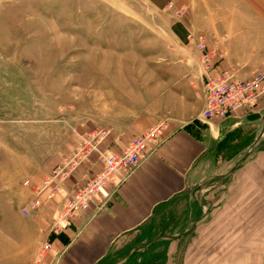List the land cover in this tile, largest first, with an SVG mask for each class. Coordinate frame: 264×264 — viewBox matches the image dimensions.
Wrapping results in <instances>:
<instances>
[{"label":"rangeland","instance_id":"rangeland-1","mask_svg":"<svg viewBox=\"0 0 264 264\" xmlns=\"http://www.w3.org/2000/svg\"><path fill=\"white\" fill-rule=\"evenodd\" d=\"M234 9V0H0V264L34 263L30 249L12 257L11 236L26 233L33 216L14 200L31 189L38 193L76 148L78 125L123 124V117L154 104L146 95L172 92L188 68L199 80L197 40L212 44L218 61L213 32ZM252 129L248 134L260 131L261 122ZM58 139L64 141L54 145ZM64 143L59 161L44 174L45 149L56 152ZM246 150L234 162L221 159L171 206L169 223L178 226L160 231L156 218L153 247V235L133 246L124 239L116 256L126 264H264V137L228 174ZM34 171L44 176L39 184L22 185L21 177ZM193 203L200 210L185 218ZM183 225L190 226L184 233ZM48 244L36 250L35 264L49 256Z\"/></svg>","mask_w":264,"mask_h":264},{"label":"crops","instance_id":"crops-1","mask_svg":"<svg viewBox=\"0 0 264 264\" xmlns=\"http://www.w3.org/2000/svg\"><path fill=\"white\" fill-rule=\"evenodd\" d=\"M234 1L235 9L229 17L233 20L220 21L213 32L218 35L219 59L216 62L222 69H231L237 79L245 80L257 71H264V0ZM190 65L195 66L187 63V66ZM177 78L179 80L172 92L146 95L154 97V104L146 110H139L138 116L123 117L125 124L105 127L107 135L99 145L100 150L119 154L136 135L166 122L158 148L149 151L126 178L118 175L111 179L109 190H112V196L107 204L103 205L100 197L94 198L88 209L69 218L64 231L52 232L55 219L69 195L101 169L103 160L94 153L62 184L60 190L50 195L51 187L45 189L42 211L29 215L28 231L11 236V247L18 253L12 257L18 258L24 249H30L35 264L36 250L49 243L52 251L41 264H126V258L112 260L123 246L118 244L124 239L128 243L136 238L150 223L158 207L166 203L169 207L175 205L184 192L201 185L221 159L234 162L239 158L237 155L244 152L245 147L248 150L258 137V141H262L264 98L253 111L239 110L223 121L201 120L199 116L205 96L196 69L188 68L184 75H177ZM259 119L261 130L254 135L248 134L260 124ZM91 126V123L78 125V139L72 142V146L82 143L81 135L89 128L92 130ZM57 141L54 145H59L62 139ZM66 144L59 146L56 152L51 148L45 149L41 169L44 174L49 173L53 163L59 161L58 152L64 151ZM39 171L21 177L20 183L39 184L44 177H38ZM34 195L31 189L30 193L14 201H18L20 209ZM198 221H194L192 227Z\"/></svg>","mask_w":264,"mask_h":264},{"label":"built area","instance_id":"built-area-1","mask_svg":"<svg viewBox=\"0 0 264 264\" xmlns=\"http://www.w3.org/2000/svg\"><path fill=\"white\" fill-rule=\"evenodd\" d=\"M197 48L201 55L198 63L199 80L205 96L199 119L223 121L239 110L253 111L264 98V71H257L245 80L237 79L231 70L216 66L214 52L203 36L198 38ZM165 128L164 121L150 127L146 132L136 135L119 154L101 151L99 145L107 135V130L93 128L83 136L82 143L47 175L44 183L36 187L38 193L35 192L23 204L20 208L22 213L26 216L37 213L43 205L40 192L47 187H51L50 195L60 190L62 184L74 175L78 167L88 162L94 153L103 160L101 169L69 195L54 226L59 228L67 224L70 216L88 209L96 197H100L102 204L106 205L112 196V190H109L111 179L118 175L126 178L149 151L156 150Z\"/></svg>","mask_w":264,"mask_h":264},{"label":"trees","instance_id":"trees-1","mask_svg":"<svg viewBox=\"0 0 264 264\" xmlns=\"http://www.w3.org/2000/svg\"><path fill=\"white\" fill-rule=\"evenodd\" d=\"M216 153H218L217 151H216ZM169 203H166V204H163V205H161L160 207H158V209H156V211L154 212V215H153V217H152V220L150 221V223H148L146 226H144L143 228H142V230H141V232H140V234H138L137 236H136V238H134L133 240V242H132V244H131V246H133V244L135 245V243H140V242H142L145 238H150L153 234L151 233L152 231H151V229H153L152 228V224H153V227H154V225H155V223H154V221L156 220V218H160L161 219V222L159 223V225L161 226L159 229H160V231L162 230V231H164V230H166V229H168V228H170V229H173V228H175L176 226H178V223L179 222H176V224H171V223H169L170 222V219H174V217H173V214H172V212H171V207H169V205H168ZM193 208L191 209V211L189 212H186V216H185V218L186 217H189V216H191V215H196V212H197V209L198 210H200V207H199V205L197 204V203H193ZM193 215V216H194ZM201 215V213H199L198 215H197V217H199ZM195 218H192L191 220L193 221ZM151 225V226H150ZM158 225V226H159ZM192 227V226H191ZM188 228H190V226L188 227V226H185V225H183V227L180 229L183 233L184 232H186L187 230H188ZM179 230V231H180ZM154 239H155V237H154V235H153V237L151 238V240L149 241V244H151L153 241H154ZM155 245V241L151 244V245H149V248L148 249H150L151 247H153ZM147 249V250H148ZM144 252V254H146V252L147 251H143ZM136 254V252L135 251H133V253H131V257H133L134 255ZM115 258H118V259H122L120 256H116V253H115V256H114Z\"/></svg>","mask_w":264,"mask_h":264},{"label":"water","instance_id":"water-1","mask_svg":"<svg viewBox=\"0 0 264 264\" xmlns=\"http://www.w3.org/2000/svg\"><path fill=\"white\" fill-rule=\"evenodd\" d=\"M259 138L260 137H258L257 140H256V142L246 151L245 156H243L241 159H239V161H237L234 164L233 168L229 171L228 174H230L244 160V158L254 149V147L256 146ZM225 175H227V173ZM225 175H221V176H225Z\"/></svg>","mask_w":264,"mask_h":264}]
</instances>
